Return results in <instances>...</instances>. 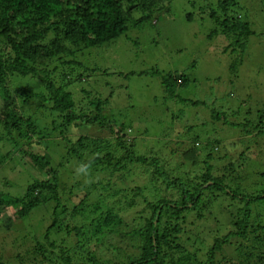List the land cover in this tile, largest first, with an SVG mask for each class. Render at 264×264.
Here are the masks:
<instances>
[{"label":"trees","instance_id":"obj_1","mask_svg":"<svg viewBox=\"0 0 264 264\" xmlns=\"http://www.w3.org/2000/svg\"><path fill=\"white\" fill-rule=\"evenodd\" d=\"M166 1L0 0V141L8 143L12 149L10 154L21 155L39 174L33 175L27 170L21 195L2 191L1 186L0 216L8 210L13 219L21 221L33 213L40 214L43 209L52 216L45 233L31 240L26 250L18 252L11 259L12 264H108L100 262L98 257L104 247L111 255V264H264V224L252 214V205L264 202V171L257 173L252 184L256 192L247 193L249 188L245 187L242 177L234 189L230 186L236 178L233 163H223L227 158L218 154L217 145L204 144L206 152L201 153L203 143H196L184 155L187 161L201 165L200 173L189 180L176 178L159 158L138 153L128 127L115 126L103 115L106 102L93 99L86 105L91 114L77 112L70 87L75 88V81L81 80L82 75L78 78L69 72L60 85L54 78L59 67L55 64L65 69L78 66L75 58L79 51L113 42L127 32L134 12L162 10ZM218 2V9H214L221 10L220 15L214 10L210 17L221 26V32L223 28L225 34L235 38L230 44L235 54L241 45L240 39L249 38L253 31L249 23L241 20V14H231L230 9L237 4L235 0ZM230 70L235 72V65ZM154 74L161 77L170 98L177 97L178 87L188 83V76L183 73L154 70ZM31 82L38 84L34 87ZM37 88L41 90L36 91ZM82 92L86 96L89 93L84 88ZM35 99L36 110L49 108L58 117L50 130L41 128L35 117L24 110L25 105ZM46 102L51 103V107L45 105ZM213 116L222 119L223 112ZM232 124L243 128L244 132L250 127L244 122ZM84 125L106 128L110 137L105 141L102 135H80L75 142L71 141L68 135ZM254 130L264 133V116H260ZM250 132L251 135V129ZM53 137L67 143L55 166L52 154L45 151ZM26 139L28 142L24 141ZM181 154L177 153L178 160ZM5 164L0 154V168ZM44 174L46 176L42 177ZM62 180L71 182L70 194L76 191L85 195L71 211V216L88 217V224L86 221L83 225V228L87 226L88 234L83 232L82 226L72 229L66 224V233L76 232L77 238L68 245H58L53 238L59 233L55 229L61 221L66 222L69 212L60 197L62 188L68 186L63 185ZM92 194L100 198L95 205V211L103 213L100 217L91 215L85 208ZM12 196H16L12 198L14 203H11ZM222 197H229L234 203H245L247 209L235 207L238 215L232 220L229 231L213 242L204 239L206 245L202 244V249L192 235L195 250L188 251L179 240L190 214L194 213L190 225L196 226L214 201ZM103 202L108 203L104 204L105 209ZM62 214L66 215L59 220ZM139 217L140 226L130 228V222L137 223ZM175 252L181 256L174 258ZM3 259L0 258V264H9Z\"/></svg>","mask_w":264,"mask_h":264},{"label":"rangeland","instance_id":"obj_2","mask_svg":"<svg viewBox=\"0 0 264 264\" xmlns=\"http://www.w3.org/2000/svg\"><path fill=\"white\" fill-rule=\"evenodd\" d=\"M235 1L237 4L230 9L231 14H241V20L249 23L253 31L249 38L240 39L241 45L235 54L230 46L235 38L225 34L223 28L221 32V26L210 17V13L216 10L214 8L219 7L218 0H168L161 6L162 10L134 12L127 32L113 42L79 51L75 58L78 66L65 69L61 64H55L59 66L54 73L56 83L63 84V77L65 74L68 76L69 72L78 78L82 75L81 80L75 81V88L70 87L77 103V112L88 111L91 114L87 110L88 102L103 100L106 102L103 115L112 120L115 126L125 124L128 127L138 153L159 158L176 178L189 180L200 173L201 165L187 161L185 151L196 146V143H203L201 153L206 152L204 144L210 147L217 145L218 154L227 158L223 163H233L236 170L234 185L230 183V186L235 189L244 178V185L249 188L247 193L252 194L257 191L252 187L257 173L264 171V133L254 130L260 116H264V0ZM216 11L219 13L221 10ZM216 31L218 34L215 35ZM232 65L236 67L235 72L230 70ZM154 70L183 73L188 76V83L178 87L177 97H167L162 79L154 74ZM31 83L34 87L38 84ZM82 88L89 92L87 96L82 94ZM35 90L40 91L41 88ZM36 102V99L28 102L24 110L35 117L41 128L50 130L58 117L49 108L37 111ZM45 105L51 107L49 102ZM219 112H223L222 119L213 116ZM243 122L250 125L246 132L232 124ZM75 130V133L68 135L73 142L80 135H102L105 141L110 137L106 128L98 125L78 126ZM194 137L198 139L193 140ZM24 141L28 142V139ZM66 148L67 143L62 138L50 139L45 151L52 154L53 166L59 162ZM11 151L8 143L0 141L2 161L7 162L0 168V188L3 186L2 191L21 195L25 190L27 170H31L33 175L39 174L32 165L21 159V155L15 152L10 154ZM177 153H183L179 160ZM9 157L13 160H9ZM69 183L63 181L62 184L68 186L60 191L69 212L59 217V220H63L66 215L67 219L55 229L59 233L53 238L58 245H68L77 240L76 232L72 235L64 230L67 223L72 229L75 226L83 228L86 221L88 224V217L71 216V211L85 195L76 191L70 194ZM15 197H11V203H14L12 198ZM99 199L92 194L86 200L85 208L95 217L103 214L95 211ZM218 200L206 211L203 221L197 220L196 226L190 225L194 216L190 212L186 230L179 240L188 251L195 250L192 235L196 242H200L202 249V244L206 245L204 239L213 242L216 237L224 236L229 231L232 220L238 215L235 207L247 209L245 203H234L229 197ZM104 204L108 203H102L103 209ZM252 209L254 219L264 224V202L255 203ZM11 216L8 210L0 216V258L4 257L3 260H8L9 264H12L11 259L18 252L30 246L31 240L41 237L52 223L51 212L44 209L40 214L33 213L21 221ZM140 223L139 217L137 223L130 222L129 225L130 228L138 227ZM82 230L88 234L87 226ZM104 249L99 251V261L111 264V255ZM179 256L178 252L173 253L174 258Z\"/></svg>","mask_w":264,"mask_h":264}]
</instances>
